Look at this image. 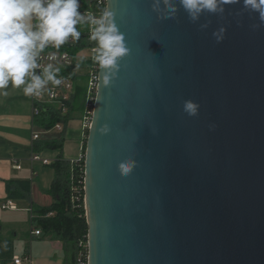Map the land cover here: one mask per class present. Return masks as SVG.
<instances>
[{"label": "water", "instance_id": "obj_1", "mask_svg": "<svg viewBox=\"0 0 264 264\" xmlns=\"http://www.w3.org/2000/svg\"><path fill=\"white\" fill-rule=\"evenodd\" d=\"M106 2L130 52L99 67L84 153L89 264H264L258 15L205 14L201 32L182 9L158 19L154 0ZM186 99L201 104L197 118Z\"/></svg>", "mask_w": 264, "mask_h": 264}, {"label": "clouds", "instance_id": "obj_2", "mask_svg": "<svg viewBox=\"0 0 264 264\" xmlns=\"http://www.w3.org/2000/svg\"><path fill=\"white\" fill-rule=\"evenodd\" d=\"M230 5L241 7L233 12ZM79 9L80 0H0V90L11 85L14 89L22 88L26 96L39 97L49 82L60 86V68L52 63L41 66L37 63L38 56L49 44L59 50L69 37L78 41L81 31L77 26L85 23L90 25L88 38L97 44L92 49L95 53L92 60L101 69H115L118 59L130 49L114 23V13L104 10L97 17L91 11L82 13ZM181 9L190 23L199 25L201 32L211 24V20L198 24L205 14L223 20L225 14L240 16L246 12L258 15L260 24L264 25V0H154L153 11L159 13L158 19H175ZM227 31L226 24L221 23L212 31V38L220 44L226 39ZM48 58L55 60L56 56L50 54ZM37 68H42L39 75L35 72ZM103 81L108 83L106 75ZM200 109L201 104L194 99L182 101V111L189 118H197ZM215 127L210 124L209 130L214 131ZM103 130L107 132L108 128L105 126ZM120 170L127 175L130 166L121 164Z\"/></svg>", "mask_w": 264, "mask_h": 264}, {"label": "crops", "instance_id": "obj_3", "mask_svg": "<svg viewBox=\"0 0 264 264\" xmlns=\"http://www.w3.org/2000/svg\"><path fill=\"white\" fill-rule=\"evenodd\" d=\"M87 68L89 70L84 73L77 70L75 89L77 83L88 87L91 66ZM71 101L67 103V106L71 103L70 115L67 121L59 124L61 129L56 126L49 130L35 123L32 96L24 95L22 88L14 89L11 85L0 90V242L11 241L14 258L28 257V264H71L64 243L52 235H45L42 228L32 225V210L50 208L55 203L51 189L58 175L56 164L63 163L64 166L73 163L83 155L87 139L84 128L85 106L83 110L79 101L76 104L74 99ZM54 104L49 103L48 99L43 103L44 107ZM67 112L62 113L66 115ZM35 135H39L38 140H34ZM43 143H52L53 147H44L38 153L40 160H34L35 149ZM11 180L30 181L31 193L26 200H13L16 209H4L3 205L9 200L7 182ZM37 229L42 231L40 236L33 234ZM17 238L30 244L25 246L24 255L15 253ZM1 243L0 254L4 252Z\"/></svg>", "mask_w": 264, "mask_h": 264}, {"label": "trees", "instance_id": "obj_4", "mask_svg": "<svg viewBox=\"0 0 264 264\" xmlns=\"http://www.w3.org/2000/svg\"><path fill=\"white\" fill-rule=\"evenodd\" d=\"M81 4V7L85 10L88 4L94 5V0H85ZM77 27L81 31V37L76 41L77 46L71 49L67 48L74 57V65L72 68L62 71L63 75L70 77L73 83L77 80V70L80 67H90L92 64L91 61H77V54L81 50L89 47V44L85 40V34L88 32V24L85 23ZM74 90L71 102H73V99L75 104L79 101V106L84 110L87 87H82L77 83L76 89L74 88ZM69 104L66 106L62 103H55L54 105L43 107L41 114L35 116V123L46 129H53L63 121H67L68 115H70L69 111L71 110V103ZM64 110L69 113L67 112L68 114L64 115L62 113ZM53 144L56 145L57 143ZM44 147L50 148L53 145L52 143H43L40 148L35 149V154L40 153ZM85 149L86 143L84 145V153ZM56 165L59 168L58 175L51 189L52 194L55 196V203L50 208L32 210V225L33 227L37 226L42 228L45 235H52L62 241L65 245L66 253L69 259H71V264H73L75 248L78 242L88 235V224L84 210L79 206L78 201L74 200L75 193L72 190L73 187L78 185V181L80 179L82 180L84 174L78 163L73 164L69 162V164H65L64 166L63 163H58ZM7 192L8 198L11 200H26L31 193V182L8 181ZM51 213H54V215H50ZM1 244V249H4V252L0 254V264H14L12 242L4 241Z\"/></svg>", "mask_w": 264, "mask_h": 264}, {"label": "built area", "instance_id": "obj_5", "mask_svg": "<svg viewBox=\"0 0 264 264\" xmlns=\"http://www.w3.org/2000/svg\"><path fill=\"white\" fill-rule=\"evenodd\" d=\"M85 0L80 1V7L81 3H83ZM107 2L106 0H94V5L88 4L87 9H83L82 7L79 9L80 12H88L91 11L93 14H95L97 17L100 16L102 11L106 10ZM90 34V25L88 24V32L85 34L86 41L89 44V47L92 49L97 47V44L95 41H91L88 37ZM77 46L76 41H72L71 37L68 38V41L62 45L59 50L52 47V45H48L43 52H41L38 56L37 63L41 66H46L49 63H52L54 67H59L60 72L58 73V78H62V83L60 86H54L51 82H49L45 88L42 90V95L32 96L33 97V103H34V116H39L42 112V109L44 107L43 103H45V100L48 99L49 103H62L67 106V103L71 101L72 95H73V88L74 83L72 79L68 76L63 75L62 71L72 68L74 65V57L71 54V52L67 48H74ZM66 47V48H64ZM93 56L95 55L94 52ZM55 54L56 59L55 60H49V55ZM91 72L89 74L88 79V87H87V94H86V102H85V126L86 134L88 135V131L91 125L93 112H94V105L97 95V88L99 83V65L98 63L94 62L91 58ZM42 71V68H37L35 70L36 74L39 75ZM51 93V94H50ZM67 108V107H66ZM64 112H66L64 110ZM59 129H61V125H57ZM39 135L34 136V140H38ZM40 155L34 154V160H40ZM45 163H49L48 160H44ZM78 163L80 166L81 171L83 172L84 176L82 177V180L80 179L78 181V185L73 187V191L75 193L74 200L78 201L79 206L84 210L85 217L87 220V213H86V195H85V156L84 152L82 157L73 162ZM20 169V167H17ZM4 209H16V204L13 200L9 199L5 205H3ZM34 235L40 236L42 234V231L40 230H34ZM29 258L24 257H16L14 258V264H28ZM73 264H89V244H88V235H86L83 239H81L76 248H75V256Z\"/></svg>", "mask_w": 264, "mask_h": 264}, {"label": "rangeland", "instance_id": "obj_6", "mask_svg": "<svg viewBox=\"0 0 264 264\" xmlns=\"http://www.w3.org/2000/svg\"><path fill=\"white\" fill-rule=\"evenodd\" d=\"M80 1H82V0H80ZM92 57H93V53L91 52V48L88 47L86 49L81 50L77 54V61L78 62H83L84 60L91 61ZM85 70H89V69L86 66L80 67V69H79V71L82 73H84ZM18 231H20V230H18ZM15 241H16L15 242V253L24 255L25 254L24 250L26 249L25 246L28 245L29 243L26 244L24 241H21L19 238H17Z\"/></svg>", "mask_w": 264, "mask_h": 264}]
</instances>
